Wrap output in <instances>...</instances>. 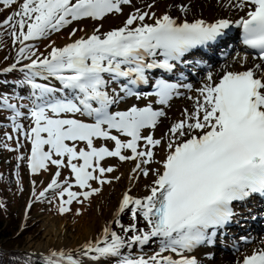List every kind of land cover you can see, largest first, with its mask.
Segmentation results:
<instances>
[{"label":"rangeland","instance_id":"rangeland-1","mask_svg":"<svg viewBox=\"0 0 264 264\" xmlns=\"http://www.w3.org/2000/svg\"><path fill=\"white\" fill-rule=\"evenodd\" d=\"M69 1L71 3L60 4L58 0H10L11 5L7 9L4 7L3 12L0 13V31L6 28L9 34V38L5 40L6 52L10 56L12 54L11 62L0 66V70L4 69L0 71V75L7 74L11 69H25L24 66H32V70L37 74L33 81L38 83L37 86L31 83L25 84L27 91L16 89V96H21L26 101L18 102L21 105L18 111L0 116V170L3 171L7 169L6 167L12 168L13 164L15 179H17L15 186L10 183L11 190L9 189L8 194L13 202L12 208L20 219L16 231L18 232V225L20 229L33 225L24 237L23 248L32 254H44L48 258H51L48 254H57L59 255L57 257L66 261V264H92L102 255L109 259L99 264H127L126 262L140 264L137 259L149 258V256L153 259L162 258L165 255L185 256V252L174 250L176 243L171 244L164 240L162 242L152 240L149 244L142 240L138 247L131 248L132 239L130 240L131 247L127 244L129 242L127 240L123 242L126 244L125 248L119 246V243L114 241L121 229L118 227L119 223V226L125 222L128 223L127 217L124 216L111 220V223L103 229L99 220L91 219V222L95 223L93 227L95 236L86 241L84 245L78 244L70 248L56 242V233L59 229L63 230L61 233L68 239L77 238L79 236L77 227L83 217H96L103 214L104 210L96 204V201L106 190H110L117 182L123 180L126 167L137 162L138 159L132 157L133 155L126 147L125 141L128 138L123 134L119 135L114 127H108L109 132L115 136L114 140H102L93 136L83 141L81 138L83 132L75 131L76 121L81 119V113L75 109H68L67 99L74 91L78 94L82 87L98 88L99 84L105 83L108 78L111 86H107L103 92L109 91L110 95L115 96V100L118 101L116 110L123 111L132 105L138 107L137 99L121 100V96L124 97V88L122 85L112 83L111 76L105 73L98 76L105 61L109 63L107 57H104L100 70L95 75L87 71H93L97 63L88 60L79 67L75 62L80 60V55L84 52H87L90 57H98L96 54H99L103 42L114 36L110 30L117 28L123 31L122 28L134 10L143 9L148 3L149 5H154V2L159 4L158 0H127L117 11H107L97 17L87 15L79 18L73 11L65 15V11L62 10L65 7L70 9L78 0ZM161 3L166 4V7L170 9L164 10V13H169L176 18L182 5L181 0H163ZM129 27L133 28L132 25ZM90 30L92 35L89 33ZM3 42H0V49ZM33 50H36V55H33L32 59H27L21 65L15 64L17 59L25 58L26 54ZM238 52L240 51H232L228 58H234ZM235 67L227 64L223 70L233 71ZM247 67L248 65H241L239 69L243 70ZM76 68H80L87 74L76 72ZM70 76H76L80 81L75 80L70 84L68 81ZM194 83L205 88L199 78ZM182 87L183 85L177 87L180 93L170 92L164 99H168L172 94L171 100L175 101V97L178 98L185 92H191ZM119 90L120 95L118 96L117 91ZM64 96L67 99H64ZM152 106L154 110L157 109L156 106ZM208 111L209 109L206 108L203 113ZM163 120H157L153 127L144 131L141 141L137 143L139 144L138 153L142 155L141 165L145 163V170H142L138 178L145 179L146 182L156 174L155 164L159 156H156V151L159 148L155 149L154 146L160 145L164 136L160 134L162 137L155 139L154 130L158 123L163 124ZM164 123L166 124L163 128L168 124L165 130L166 136L172 133L175 126L169 125L165 120ZM206 129L207 127L204 128ZM183 131L181 134L177 133L178 137L174 139L175 141L173 140L174 143L184 141L191 134H199L188 129ZM71 140L78 142L71 143ZM150 147L155 155L149 153ZM146 162L149 164L146 165ZM35 173L38 174L31 177ZM21 179H24V185ZM72 200L76 201L69 204ZM234 208L239 216L245 217L243 220L254 218V216L250 217L251 215L247 217L250 214L248 207L234 206ZM54 210H58L59 214L56 215ZM45 223H47L46 227ZM228 231L236 243H240L242 238L249 234L232 229ZM83 239L86 240V238ZM225 242L229 243V239L226 238ZM251 244L242 246L248 248ZM119 247L121 250L118 249ZM159 248H164L165 251L161 252ZM202 249L216 253L213 258L198 261L199 264H213L216 263L219 255L234 254L230 251L221 253L218 246ZM252 251L257 250L248 249L246 253ZM124 254L126 259H124Z\"/></svg>","mask_w":264,"mask_h":264},{"label":"bare ground","instance_id":"bare-ground-1","mask_svg":"<svg viewBox=\"0 0 264 264\" xmlns=\"http://www.w3.org/2000/svg\"><path fill=\"white\" fill-rule=\"evenodd\" d=\"M58 1H60V4H63L64 2L71 3L69 0ZM161 1L163 0H158L159 4L154 2V5H149L148 3V5H146V7H144L143 9L134 10L133 13L131 12L132 14L130 13V19H128L123 28L121 25L123 31L121 29L118 30L117 28L110 30V33H112L114 36L113 38L103 42V46L101 47V49H99V54H96V56L98 57H90L87 52H84L82 53V55H80V60L75 63H77L79 67H81L88 60L92 61L93 63H97V66H95V69L93 71H87L88 73L95 75L100 70V64L104 61V57H112L111 50H117L119 53L125 54L126 58L122 61L124 68L128 66L127 64L125 65V61L128 60L133 61V65H131L133 67L139 66L140 69H149L150 66L142 65L141 61L136 59L137 57H139L147 61L151 56H154V58H158L162 54H169L165 49L156 46L162 43H167L158 39L162 37L163 34L173 32L182 34L187 38H190L219 26L226 27L227 23H230L232 25H239V31L237 32H240V27L243 24L244 20L249 18L256 11L253 3L246 0H192V2L191 0H181L182 5L179 8L178 14L175 18L173 15H169V13H164V10L167 11L170 9L166 7V4L163 5ZM103 2L106 3V0H103ZM94 6H97L95 7V9H97L98 11L100 10L99 7L101 5L99 3V0H94ZM77 8L78 7L76 5H73L70 9H67L65 7L62 10H66V14L71 11H73L74 14H77L79 13V10H77ZM130 25H132L133 28H130ZM103 31L104 29L102 30V32ZM237 32L231 34L229 38L232 39L234 35H237ZM89 33L91 34L92 31L90 30ZM106 35H108V33H106ZM238 48L241 49L240 46H238ZM128 49H132L131 54H128ZM85 54H87L88 56H84ZM100 54H103V56L99 57ZM203 62H206V66H204L203 70L199 72L196 79L199 78L201 83H204L206 88L202 87L200 84H192L193 82L184 84L186 90H190L191 92H185V94L181 96L179 95L178 98L175 97V101H172L171 99L160 100L163 99L162 97L166 94L151 96L149 98H142L140 94L137 95L138 104H136L138 105V107H135L136 109L148 106L151 110L153 109V106L151 105H154L157 107V110L155 111H158V113L160 112V118L158 119V121L164 119L169 123V125L173 124L175 126L172 129V133H168V135L166 134V136L165 130H167L168 124L165 128H163V125L166 124L164 123V120L163 124L159 125L158 123L154 130L155 139H159L160 137H162L160 136V134L164 136L161 144L154 146L155 149L159 148V150L156 151V156L159 155L158 160L155 164L156 174L150 177L147 182L144 181L145 179L138 178L142 173V170H145V163L141 165L142 155L138 153V146L137 153L135 152L136 157L138 158L137 162L131 164L130 166H127L123 180L117 182L112 188H110V190H106L96 201V204H98L104 210L103 214L96 217H83L77 227V230L79 231V236L77 238L73 237L71 239H68L64 234L61 233L63 232V230L59 229V231L56 233V242H58L59 245L66 247L68 246L71 248L77 246L78 244L84 245L85 243H87L86 241L95 236V231H93L95 223L91 222V219L93 220V218L94 220H99L100 226L103 229L105 226L111 223V220L118 219L119 217L124 216L127 217L126 219L128 223L125 222L126 224L123 223L121 224V226H119V223L118 227H120L121 229L119 228L120 230L118 231L116 240L114 241L115 243H119V246H122L124 248L126 246V244L123 243L125 240L129 241L127 244L130 245L129 247H131L132 244L130 240L133 239V245L131 247L133 248V246L138 247L142 240L143 242H146L148 244L152 240H161L162 242V240H165L163 238L164 232H166V234L172 232V237H177L179 234L177 233L176 229L179 227L183 228L181 236H186L185 238H182L178 243L181 244V249L186 251L187 254L185 256L176 257L174 255H165L162 258L156 259H153L151 256H149V258L137 259V262H139L140 264H189L192 259H196L197 262H202L203 259H208L211 257L213 258V255L215 256L216 252L214 253L211 251H206L201 247V254H199L200 248L195 246V243L199 238L204 237L205 239L209 240L211 238L210 235L212 234V232L205 231V228L206 224L211 221L212 218L216 217V214L210 212L207 207H200L187 217L180 219L175 225H169L161 233L157 234H155L154 232V220L149 215L151 208L158 200V195L161 191L158 183L161 181V178H165L168 173L167 168L172 164L170 155L173 152V148L183 142H173V140L178 137L177 133L179 132L181 134V131L188 129L194 133L198 132L200 135L204 131L213 129L216 132L224 127L225 118L223 114L219 113L220 106L215 104V101L218 100V98L215 95L214 88L220 72L223 71V67L227 64L231 65V67L236 66V69L233 71L238 72L241 65H248L247 68H251L256 74V77L263 79V89L261 93L264 96V65L261 64V62L258 61L252 54L238 52L234 58L229 59L227 57L224 60H218V64L216 65H213V63H210L209 61L207 62L205 60ZM110 66L111 64H109L105 68H101L104 71L109 72ZM154 66H156V64L153 65V69L155 68ZM85 68L87 69V66H85ZM76 69V72H84L80 68ZM118 71L119 70L115 69L116 74H118ZM123 71L124 69L122 70V72ZM75 80H78L76 76H70L68 79L70 84ZM128 91H130V88L127 89V93ZM173 91L178 92L179 89L175 88ZM117 92H119V94H117L119 96L120 90ZM107 93L110 95L109 91ZM112 97L115 96L113 95ZM105 104H107V101H105ZM262 107L264 108V103ZM206 108L209 109V111L207 113H203V110ZM128 112L130 115V109L128 110ZM158 113L157 115H159ZM205 127H207L206 130H204ZM149 137L151 136L149 135ZM149 153L154 154L152 147L149 148ZM143 162H145V159H143ZM147 164L149 163L146 162V165ZM235 195L236 191L230 190L226 192L224 199L231 200L235 197ZM88 199L86 200V202L88 201ZM75 201L76 200H72L69 204H72ZM243 207H248V211L252 210L249 206ZM249 216L252 217L254 216V214L250 213L247 217ZM249 220V222L251 223L249 229L246 230L247 226H245L242 228V230L244 233L250 231L249 234L247 233L248 235L245 240L252 241V244L248 246V248H243L242 245L244 242L235 243V241L229 240L231 243H233L232 247L231 245L223 242V248L229 249L230 252H234V254L219 255L216 263L213 264H239L241 258L244 255L249 254L246 253L248 249L257 250L258 252L264 251V237L261 238L254 235V232H257V230L255 229L256 223L254 222L256 221V219L250 218ZM48 225L51 226L49 222ZM46 226L47 223H45V227ZM126 236H129V238H126ZM83 238H86V240ZM120 248L121 247H119L118 249ZM159 250L161 252L165 251L164 248H159ZM176 251L179 250L176 249ZM253 252L255 251H252L250 253ZM117 253L119 254V252ZM108 259V257L102 255L101 257L97 258L96 261L92 262V264H99ZM124 259H126L125 254ZM126 263L128 264V262Z\"/></svg>","mask_w":264,"mask_h":264},{"label":"trees","instance_id":"trees-1","mask_svg":"<svg viewBox=\"0 0 264 264\" xmlns=\"http://www.w3.org/2000/svg\"><path fill=\"white\" fill-rule=\"evenodd\" d=\"M10 0H0V13L4 7H9ZM9 38L8 30L6 28L0 31V42L4 41L0 49V66L8 64L12 54L6 52V39ZM36 50H38L36 48ZM36 50L29 51L25 58L17 59L16 65L23 64L27 59H32L33 55H36ZM36 72L30 69H11L7 74L0 75V116L6 113H12L20 109V103L26 100L21 96H16V89L26 90L25 84L31 83L38 85L33 78L36 76ZM28 81V82H26ZM3 98V99H1ZM17 162L15 161V165ZM3 171L0 170V264H66L65 260L60 258H48V257H36L20 251L24 245V237L28 233L31 227L19 228L16 231L17 224L20 219L16 214V211L12 208L13 202L9 199V192L11 190V184L15 186L17 179H15V170L6 167ZM77 166L75 165V169ZM43 172L42 170H40ZM8 174V175H6ZM11 174V176H10ZM38 173L32 174L31 177L36 176ZM24 185V179H21ZM10 189V190H9ZM17 196V195H16ZM64 206V205H63ZM56 215L59 214L58 210L53 211ZM60 212H62L60 210ZM6 217V218H5ZM27 223V222H26ZM25 223V224H26ZM28 224V223H27ZM25 226V225H24Z\"/></svg>","mask_w":264,"mask_h":264},{"label":"water","instance_id":"water-1","mask_svg":"<svg viewBox=\"0 0 264 264\" xmlns=\"http://www.w3.org/2000/svg\"><path fill=\"white\" fill-rule=\"evenodd\" d=\"M20 251L26 252L27 254H29V255H31V256H37V257L45 256L44 254H42V255H41V254H39V255H37V254H32L30 251H27V250H25L24 248L20 249ZM48 256H49V257L56 258V257L59 256V255H57V254H53V255L48 254Z\"/></svg>","mask_w":264,"mask_h":264}]
</instances>
